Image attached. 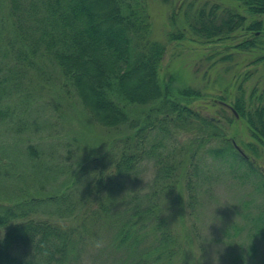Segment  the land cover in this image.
<instances>
[{
    "label": "rangeland",
    "instance_id": "374dc122",
    "mask_svg": "<svg viewBox=\"0 0 264 264\" xmlns=\"http://www.w3.org/2000/svg\"><path fill=\"white\" fill-rule=\"evenodd\" d=\"M144 3L150 22L146 38L165 45L160 77H172L175 86L188 85L200 90L203 97L194 102V108L206 118L216 120L226 136L234 135L239 144L253 142L244 120L239 117L230 125L226 117L232 112L223 104L221 108L214 99L224 94L232 104L234 97L242 95L246 104L256 102L253 92L256 95L264 92V59H255L264 55V45L237 48L241 39L250 37L243 29L212 41L188 29L185 39L168 40L166 32L183 27L187 20L193 21L201 8L205 13L212 9L217 22L226 15L227 8L238 7L247 21L255 17L264 21V14L254 16L235 0H144ZM27 4L26 1L24 5ZM11 23L9 0H0V87L7 89L2 96L6 113L0 116V204L17 201L15 194L24 188L36 197L64 193L69 201L78 203L77 215L85 210L97 211L99 202L109 206V197H102L94 182L101 169L108 170L107 157L117 158V152L124 146V139L119 138L124 132L100 126L82 111L75 91L63 84L54 61L38 55L16 59L17 48L9 43L14 28ZM262 36L264 39V30ZM226 55L229 58H222ZM180 131L165 148H155L134 166L132 174L119 185L108 215L98 218V214L90 216L91 212L84 216L86 229L82 239L78 238L69 264H156L149 253L156 247L159 234L153 227L155 233L151 231L150 224L140 227L135 247L119 246L112 229L124 213L155 204L164 224L177 237V243H181V250H175L171 264H214L216 255L217 264H264V237L257 226L263 224L259 218L264 210V195L256 191L251 180L241 178L242 169L234 173L227 161L211 156L197 160L198 177L187 178L195 183L194 193L191 192L188 182L185 184V179L178 175L194 173L191 164L181 166L189 161V145L195 135L186 129ZM157 139V135L151 136L144 148L152 150L150 147ZM222 143L215 140L205 148L221 147ZM29 145L37 153L35 157L27 154ZM257 160L264 167V151ZM166 161L173 166L168 173L160 170ZM190 193L195 202H190ZM38 212L42 218L59 216L54 206L49 205ZM77 215L60 218L76 225L83 213L79 219ZM3 232L0 228V237ZM98 239L105 241L99 250L93 246Z\"/></svg>",
    "mask_w": 264,
    "mask_h": 264
},
{
    "label": "trees",
    "instance_id": "16d2710c",
    "mask_svg": "<svg viewBox=\"0 0 264 264\" xmlns=\"http://www.w3.org/2000/svg\"><path fill=\"white\" fill-rule=\"evenodd\" d=\"M26 1L28 4L24 5ZM235 1L254 16L264 14V0ZM9 4L14 27L9 43L17 48L16 59L38 55L54 61L64 79L63 84L75 91L82 111L100 126L124 132V136L119 137L124 139V146L117 152L116 159L107 157L108 170L101 169L95 178V188L101 190L102 197H109V206L99 202L97 211L85 210L77 215L78 203L69 201L64 193L36 197L24 188L18 194L24 193L15 194L17 201L0 204V228L4 229L0 237V264H69L77 241L82 239L86 229L84 216L91 212L90 216L98 214V218L108 215L119 185L132 174L134 166L155 148H165V144L183 129L192 131L195 136L189 145V161L181 167L189 163L194 173L177 175L185 179V184L188 182L191 192L194 193L195 183L187 178L194 176L196 179L199 175L197 160L211 156L227 161L234 173L242 169L241 178L251 180L256 191L264 195V167L257 162L264 151V92L260 95L253 92L256 102L249 104L242 95L234 97L232 104L226 101L224 94L214 99L230 104L238 117L228 107L232 115L226 120L232 125L237 118L243 119L254 141L239 144L234 135L227 137L216 120L206 118L193 107L194 102L203 97L200 90L188 85L175 86L172 77H160L165 45L146 38L150 22L144 0H9ZM237 8H227L226 15L218 22L212 9L205 13L201 8L193 21L188 23L187 20L183 27L166 32L167 39L183 40L188 29L212 41L243 29L250 37L241 39L237 48L262 47L259 44L264 45V21L256 17L247 21ZM226 57L229 55L222 58ZM259 59H264V55L255 61ZM3 90L7 89L0 87V116L6 113L2 108ZM135 107L142 110L135 111ZM155 135L158 139L151 145L152 150H146L144 143ZM215 140L223 141L221 147L205 148ZM232 140L245 155L236 149ZM27 154L37 155L32 145L27 147ZM163 166L160 170L166 173L173 167L169 161ZM193 193H190V202H195ZM47 205L54 206L57 218H42L38 214ZM82 213L83 218H80ZM76 215L80 218L76 225L60 218ZM259 220H263V224H257L258 233L264 237V210ZM148 224L153 233L152 227L159 234L156 247L150 249V258L156 264H171L176 257L175 250H181V243H177V237L164 224L156 204L144 210L135 207L119 217L118 224L112 227L114 239L119 246L132 244L135 247L140 227Z\"/></svg>",
    "mask_w": 264,
    "mask_h": 264
},
{
    "label": "clouds",
    "instance_id": "9594fccd",
    "mask_svg": "<svg viewBox=\"0 0 264 264\" xmlns=\"http://www.w3.org/2000/svg\"><path fill=\"white\" fill-rule=\"evenodd\" d=\"M208 240V239H207ZM206 241V239L202 242V243H204ZM210 241V240H209ZM94 248L95 249H97V250H99V249H102L104 246H105V241L103 240V239H98V240H96L95 242H94ZM193 254H194V257H195V259L194 260H196L197 259V257H196V254L194 253V252H192ZM201 256H202V252H201ZM217 257H218V255H216V256H214L213 257V259H214V264H217ZM219 258V257H218Z\"/></svg>",
    "mask_w": 264,
    "mask_h": 264
},
{
    "label": "water",
    "instance_id": "95a60500",
    "mask_svg": "<svg viewBox=\"0 0 264 264\" xmlns=\"http://www.w3.org/2000/svg\"><path fill=\"white\" fill-rule=\"evenodd\" d=\"M219 103L224 104L225 106L229 107L232 111H234V110L232 109V107H231L229 104H227V103H225V102H223V101H219ZM234 113H235L236 117H238V114H237L235 111H234ZM232 143H233V145L236 147V149H237L238 151H240V153H242L243 155H245V153L243 152V150L240 148V146H238V145L236 144V142H235L234 140H232Z\"/></svg>",
    "mask_w": 264,
    "mask_h": 264
}]
</instances>
